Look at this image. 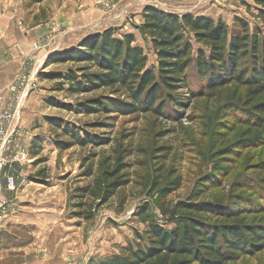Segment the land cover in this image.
<instances>
[{"label":"rangeland","instance_id":"obj_1","mask_svg":"<svg viewBox=\"0 0 264 264\" xmlns=\"http://www.w3.org/2000/svg\"><path fill=\"white\" fill-rule=\"evenodd\" d=\"M11 4L21 12V24L29 29L34 26L47 29L28 43L30 57L34 43L51 37L49 47L35 54L37 58L45 56L38 76L64 73L71 65H47V61L76 42L71 49L77 48L89 35L112 29L115 36H120L135 29L138 14L147 7L175 15L199 12L227 27L239 18L248 22L250 32L264 29L256 17L254 0H11ZM135 40L147 57L148 69H154L156 59L148 40L141 36ZM197 49L207 51L192 41L193 56ZM19 66L20 61L12 65L7 78L0 80V91ZM53 84L38 77L36 91L26 101L22 115V125L31 140L26 160L13 167L16 190L7 194L16 202L19 212L13 224L16 228L5 233L4 243L0 245V255L7 259L5 264H33L40 259L51 264H90L118 255L135 233L144 230L145 226L134 216L144 203L164 230L173 228V221L162 218L154 206L157 195L149 196L151 182L161 173H156L161 165L165 168L162 177L171 172L179 175L182 182L181 188L168 197L170 205L187 200L196 184L205 178L216 176L220 185L202 199L206 202L213 200V196L226 194L236 180L248 177L254 181L264 176V144L246 147L237 157L226 156L223 149L231 146L239 150L237 145L247 141L246 132L236 129L225 135L217 134L224 132L220 129L228 109L245 112L237 103L245 88L227 85L196 98H189L184 92L181 119L170 120L152 114L75 115L46 106L44 101L55 98L73 105L96 98L100 93L69 97L52 93ZM46 118L58 119L64 126H79L88 135L107 143L59 151L53 146L59 132L48 126ZM34 143L35 155H32L30 149ZM115 155H124L123 162L127 164L124 174L129 183L102 206L89 196L79 199L78 191L92 186L94 178L99 176L100 164ZM89 170L92 176L86 177ZM257 190L263 197L264 188L259 186ZM40 251H45V258H39ZM227 264H264V249Z\"/></svg>","mask_w":264,"mask_h":264},{"label":"trees","instance_id":"obj_2","mask_svg":"<svg viewBox=\"0 0 264 264\" xmlns=\"http://www.w3.org/2000/svg\"><path fill=\"white\" fill-rule=\"evenodd\" d=\"M254 3L256 17L264 24V0ZM135 29L151 46L154 69H148L147 57L135 45L134 35L115 36L112 29L104 30L47 61V65H71L64 73L38 76L54 82L52 93L69 97L100 95L73 105L48 98L46 106L75 115L152 114L173 120L181 119L180 111L185 107L182 93L189 98L205 97L235 84L245 88L237 102L245 112L228 109L220 129L224 132L217 134L243 129L247 141L237 145L239 150L229 146L223 152L237 157L246 147L264 144V29L250 32L248 22L239 18L227 27L207 17L166 14L150 7L143 10L142 22ZM192 41L207 51L197 49L193 56ZM45 121L59 132L53 145L59 151L107 143L79 126H64L55 118ZM34 149L35 143L30 149L32 155ZM123 160L124 155L104 160L99 176L92 186L78 191V198L89 196L101 206L108 203L129 183ZM162 167L156 173L164 172ZM161 173L151 182L149 196L157 195L155 208L162 218L172 220L174 227L164 230L144 203L134 215L145 226L142 233H135L118 255L90 264H227L264 249V196L257 190L259 186L264 188V176L254 181L248 177L236 180L226 194L206 202L202 199L220 185L216 176L205 178L187 200L170 205L168 197L181 188V178L171 172L164 178ZM91 176L89 170L86 177ZM251 197L254 200L250 202Z\"/></svg>","mask_w":264,"mask_h":264},{"label":"built area","instance_id":"obj_3","mask_svg":"<svg viewBox=\"0 0 264 264\" xmlns=\"http://www.w3.org/2000/svg\"><path fill=\"white\" fill-rule=\"evenodd\" d=\"M51 37L34 43L30 49L32 57L19 54L20 66L8 85L0 91V222L14 218L18 211L16 202L8 198L16 190L13 167L23 163L28 156L31 140L22 125V115L26 101L36 91L39 70L44 63V55L36 53L47 49Z\"/></svg>","mask_w":264,"mask_h":264},{"label":"crops","instance_id":"obj_4","mask_svg":"<svg viewBox=\"0 0 264 264\" xmlns=\"http://www.w3.org/2000/svg\"><path fill=\"white\" fill-rule=\"evenodd\" d=\"M20 13L19 10H14V8H12L11 0H0V80L7 78V75L11 72L12 65L14 66L15 63L21 61V57H19L20 53L27 55L28 43H32L39 37L38 35H43L47 32L46 28L40 29L39 27L36 28L34 26L29 29L26 25L21 24L20 21L22 20L20 19ZM142 14L143 11L137 16V25L142 22ZM190 14L193 16L206 17L199 12H193ZM137 25H135V27ZM124 29H127V25L124 26ZM123 34H132L135 39L137 36H141L137 29H131L128 32H123ZM76 43L69 45L66 50L75 47ZM14 223L15 217L5 222H0V245H3L4 243L3 238L5 233L8 234L10 229L16 228L13 225ZM65 226H67V224H65L64 227ZM6 260L5 256L0 255V264H5ZM38 261L39 262L32 263L51 264L48 260L40 259Z\"/></svg>","mask_w":264,"mask_h":264},{"label":"water","instance_id":"obj_5","mask_svg":"<svg viewBox=\"0 0 264 264\" xmlns=\"http://www.w3.org/2000/svg\"><path fill=\"white\" fill-rule=\"evenodd\" d=\"M39 258H45V251L38 252Z\"/></svg>","mask_w":264,"mask_h":264}]
</instances>
